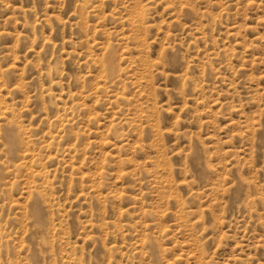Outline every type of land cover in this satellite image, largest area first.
Returning a JSON list of instances; mask_svg holds the SVG:
<instances>
[{
  "label": "rangeland",
  "instance_id": "1",
  "mask_svg": "<svg viewBox=\"0 0 264 264\" xmlns=\"http://www.w3.org/2000/svg\"><path fill=\"white\" fill-rule=\"evenodd\" d=\"M0 264H264V0H0Z\"/></svg>",
  "mask_w": 264,
  "mask_h": 264
}]
</instances>
